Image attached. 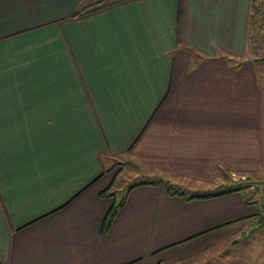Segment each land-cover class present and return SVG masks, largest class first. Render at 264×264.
<instances>
[{"label": "crops", "instance_id": "obj_1", "mask_svg": "<svg viewBox=\"0 0 264 264\" xmlns=\"http://www.w3.org/2000/svg\"><path fill=\"white\" fill-rule=\"evenodd\" d=\"M251 12L252 0H0L1 264H208L236 244L238 264H264L249 188L186 200L138 185L108 232L116 200L102 196L121 198L127 167L128 181L196 184L185 197L264 175Z\"/></svg>", "mask_w": 264, "mask_h": 264}, {"label": "rangeland", "instance_id": "obj_2", "mask_svg": "<svg viewBox=\"0 0 264 264\" xmlns=\"http://www.w3.org/2000/svg\"><path fill=\"white\" fill-rule=\"evenodd\" d=\"M252 60L258 64L264 63V60H256L255 58H253ZM262 67L264 68V64H262ZM134 175L135 174L130 172L129 168L127 167L122 172H120L119 176L116 178L114 190H118L117 194L119 198L126 193L127 187L140 183L141 179L128 181L131 178L134 179ZM238 183H242L249 186L247 188H249L250 190L256 193L260 207L264 208V175L260 176V178L257 177L251 180L248 178L243 179L242 176L233 174L231 177H228V180H226V184L228 186H232ZM194 185L197 186L196 184L193 183L181 181L175 187L177 191H183L189 195L192 194V188L194 187ZM218 191L220 190H210L206 193H216ZM202 192H205V189H202L201 193ZM260 231L264 235V226L260 227ZM235 247L236 248H234L232 251L229 250L224 251V249L222 251L217 250L220 253L216 255H212L211 260L209 261L208 264H238V254H240V252L243 253L244 249H238L237 244L235 245ZM257 247H258L257 245L252 246L253 248L251 253L252 255L257 256L261 252ZM201 264H206V262L202 261Z\"/></svg>", "mask_w": 264, "mask_h": 264}, {"label": "trees", "instance_id": "obj_3", "mask_svg": "<svg viewBox=\"0 0 264 264\" xmlns=\"http://www.w3.org/2000/svg\"><path fill=\"white\" fill-rule=\"evenodd\" d=\"M145 184L146 185L164 186L170 195L183 196L186 200H193V199H196V198H211V197H216V196H219V195H224V194H229V193H234V192L240 193L243 190L247 189V187H249V186H247L245 184L238 183V184H235V185H232V186H228L226 188V190L220 192L217 195H211V196H201V195H195L194 196V195H191L189 197H185L182 193L181 194H177L178 191L176 190V187L174 185H171L169 182H166L165 180H163L161 178H157V179L154 178L152 181L140 182L138 184H134V185L128 187L126 193L120 199H117L116 193L115 192H111V189H109L106 192L102 193V196L106 197V198H115L116 202H115L113 208L110 210V212H109V214H108V216L106 218V221H105V224H104V232H108L109 231V229L112 226L113 221L116 218L119 210L122 207H124V205L126 204L127 198H128V194L130 193V191L134 187H136L138 185H145ZM259 226L260 227L264 226V209H262V211L260 213ZM0 264H1V259H0Z\"/></svg>", "mask_w": 264, "mask_h": 264}, {"label": "built area", "instance_id": "obj_4", "mask_svg": "<svg viewBox=\"0 0 264 264\" xmlns=\"http://www.w3.org/2000/svg\"><path fill=\"white\" fill-rule=\"evenodd\" d=\"M251 17L247 36L249 51L256 60H264V0H252Z\"/></svg>", "mask_w": 264, "mask_h": 264}]
</instances>
